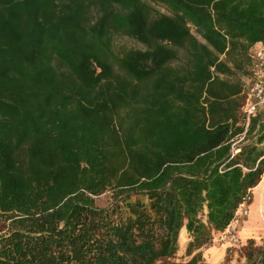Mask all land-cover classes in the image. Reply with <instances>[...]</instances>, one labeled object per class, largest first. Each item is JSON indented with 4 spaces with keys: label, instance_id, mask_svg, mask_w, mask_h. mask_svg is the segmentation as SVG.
Returning a JSON list of instances; mask_svg holds the SVG:
<instances>
[{
    "label": "trees",
    "instance_id": "16d2710c",
    "mask_svg": "<svg viewBox=\"0 0 264 264\" xmlns=\"http://www.w3.org/2000/svg\"><path fill=\"white\" fill-rule=\"evenodd\" d=\"M150 1L167 12L0 0V264H209L196 250L250 202L264 110L245 126L242 76L264 0ZM182 229L191 256L172 260Z\"/></svg>",
    "mask_w": 264,
    "mask_h": 264
},
{
    "label": "rangeland",
    "instance_id": "374dc122",
    "mask_svg": "<svg viewBox=\"0 0 264 264\" xmlns=\"http://www.w3.org/2000/svg\"><path fill=\"white\" fill-rule=\"evenodd\" d=\"M151 2V5L161 12H167L166 8ZM192 32L195 34L194 29ZM141 47L137 41L126 36L117 35L113 40V48L116 51H121L125 48ZM246 76H242V81L246 87ZM264 110V106L260 108ZM264 121V116H262ZM240 139H236L238 142ZM264 173L260 181L252 188L251 199L249 203L244 204L238 215V222L233 231L236 240H228V238L221 239L219 233H216L212 240L205 246L196 251H200L202 259L209 264H243L245 262V247L249 240L253 241L254 245H261L264 243ZM110 201L109 192H105L95 198V203L98 206H104ZM262 214V215H261ZM231 231V227L229 228ZM188 241L187 232L182 229L178 239V249L175 257L172 260H187L191 255H186L185 247ZM195 251V252H196Z\"/></svg>",
    "mask_w": 264,
    "mask_h": 264
},
{
    "label": "built area",
    "instance_id": "2783aa9c",
    "mask_svg": "<svg viewBox=\"0 0 264 264\" xmlns=\"http://www.w3.org/2000/svg\"><path fill=\"white\" fill-rule=\"evenodd\" d=\"M251 55L253 64L247 78V85L245 87L246 98L243 106L245 126L249 123L250 117L264 106V46L261 45L251 49ZM243 205L244 203L240 204L234 219L223 231L219 232L221 239L228 238L230 241L237 239L233 231L238 222V215ZM230 227L232 231L229 229Z\"/></svg>",
    "mask_w": 264,
    "mask_h": 264
},
{
    "label": "crops",
    "instance_id": "0c3cea01",
    "mask_svg": "<svg viewBox=\"0 0 264 264\" xmlns=\"http://www.w3.org/2000/svg\"><path fill=\"white\" fill-rule=\"evenodd\" d=\"M262 44L260 43V42H257V43H255L252 47H251V49H253V48H256V47H258V46H261Z\"/></svg>",
    "mask_w": 264,
    "mask_h": 264
},
{
    "label": "bare ground",
    "instance_id": "6f19581e",
    "mask_svg": "<svg viewBox=\"0 0 264 264\" xmlns=\"http://www.w3.org/2000/svg\"><path fill=\"white\" fill-rule=\"evenodd\" d=\"M264 185V180H263V182H262V186ZM262 215V214H261Z\"/></svg>",
    "mask_w": 264,
    "mask_h": 264
}]
</instances>
